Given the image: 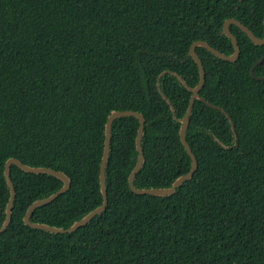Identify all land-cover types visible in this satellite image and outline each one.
<instances>
[{
	"label": "trees",
	"instance_id": "obj_1",
	"mask_svg": "<svg viewBox=\"0 0 264 264\" xmlns=\"http://www.w3.org/2000/svg\"><path fill=\"white\" fill-rule=\"evenodd\" d=\"M264 37V0H0V227L10 158L65 174L70 188L36 208L35 224L68 229L102 204L99 169L113 112L142 115L137 189L170 188L191 159L179 136L199 70L190 46L230 56L223 24ZM240 52L224 61L196 48L205 82L186 141L193 176L170 196L128 185L139 121H113L107 206L54 234L24 223L28 207L63 182L15 165L0 264H264V45L230 26Z\"/></svg>",
	"mask_w": 264,
	"mask_h": 264
},
{
	"label": "water",
	"instance_id": "obj_2",
	"mask_svg": "<svg viewBox=\"0 0 264 264\" xmlns=\"http://www.w3.org/2000/svg\"><path fill=\"white\" fill-rule=\"evenodd\" d=\"M239 1H242V0H239ZM231 25H235L240 30H242L250 38V40L254 44L264 45V37L263 38H257L247 27H245L239 21L231 18V19L226 20L225 23L223 24V34L231 40L232 45H233V49H234L233 53L230 56H226V55L220 53L219 51L212 48L210 45H208L206 42H203V41H196L190 46L189 55L192 57V59L194 60V62L196 63V65L198 67L199 80H198L197 85L193 89H191V96H190V99L188 102L186 112L182 118L180 131H179L180 141H181L185 151L187 152L188 156L191 159V168L188 171V173H186V174L180 176L178 179H176L170 188L148 189V190L137 189L134 186V179L136 177V174L142 168V164L144 162V155H143V150L141 147V140H142L144 125H145V119L142 115H140L137 112H132V111L113 112L107 118V121L105 124L104 149H103V155H102V159H101V163H100V169H99V181H100V190H101V194H102V204L98 208L94 209L93 211L88 213L86 216H84L81 220L75 222L70 228H68L66 230L60 229V228L50 227V226L43 225V224L32 223L30 221V217H31L32 212L36 208H38L40 206H44V205L52 202L59 195L67 192L70 188V180L65 174H63L61 172L52 170L50 168H45V167L31 168L27 165L22 164L17 159L10 158L6 161V163L4 165V178H5V181L7 183L8 189H9V199H8V202H7L6 207H5V221L3 222L2 226L0 227V233L3 232L8 227V225L10 224L11 214H12V206H13V203L15 200V195H16L14 185L10 180V169H11L12 165L17 166L18 168H20L22 171H24L26 173L48 174V175H51L53 177L58 178L59 180H61L63 182V186L57 192H55L54 194H52L51 196H49L45 199H42V200H39V201L32 203L28 207V209L24 215V223L27 226H29L30 228L37 229V230H43V231H46L49 233H54V234L70 233V232H73L82 226H85L95 215L100 214L102 211H104L106 206H107V188H106L105 169H106V165H107V161H108V157H109V150H110L111 126H112V123L114 120L122 118V117H135L139 121V127H138L137 136H136V140H135L138 158H137L136 164H135L134 168L132 169V172L130 173V176L128 178V185L130 187V190L136 195L170 196V195L174 194L176 192V189L178 187H180L185 181L189 180L193 176L194 172L197 169L196 158H195L194 154L192 153V151H191V149H190V147L186 141V131H187V127L189 124V118H190V115L192 112V107H193L194 101L196 99H200L199 92L202 89L204 82H205V70H204V67L202 65L200 58L198 57V55L196 53V48L202 47V48L206 49L208 52H210L211 54H213L214 56H216L217 58L224 60V61H230V62L236 61L238 58L239 52H240V48H239L238 41H237L236 37L230 31ZM263 59H264V56L258 62H256L250 70L251 76L255 79H257V78L254 76V69ZM262 79H264V78H262ZM0 214H1V209H0Z\"/></svg>",
	"mask_w": 264,
	"mask_h": 264
}]
</instances>
